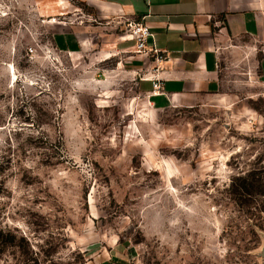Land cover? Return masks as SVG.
Returning <instances> with one entry per match:
<instances>
[{
  "label": "rangeland",
  "instance_id": "rangeland-1",
  "mask_svg": "<svg viewBox=\"0 0 264 264\" xmlns=\"http://www.w3.org/2000/svg\"><path fill=\"white\" fill-rule=\"evenodd\" d=\"M109 26L0 0V264H262L261 47L223 44L218 92L161 103Z\"/></svg>",
  "mask_w": 264,
  "mask_h": 264
},
{
  "label": "crops",
  "instance_id": "crops-1",
  "mask_svg": "<svg viewBox=\"0 0 264 264\" xmlns=\"http://www.w3.org/2000/svg\"><path fill=\"white\" fill-rule=\"evenodd\" d=\"M95 19L110 26L118 22H141L154 47L165 58L159 64L150 53L134 52L131 41L111 33L110 51L119 53L140 79L139 87L150 97L148 78L161 80V103H178L198 95L219 91V62L225 43L241 45L243 40L259 45L264 54V0H76ZM114 37V38H113ZM255 48V47H253ZM158 70L153 71L155 68ZM264 75V63L260 64ZM109 264V263H105Z\"/></svg>",
  "mask_w": 264,
  "mask_h": 264
},
{
  "label": "built area",
  "instance_id": "built-area-1",
  "mask_svg": "<svg viewBox=\"0 0 264 264\" xmlns=\"http://www.w3.org/2000/svg\"><path fill=\"white\" fill-rule=\"evenodd\" d=\"M118 24L124 30V34L120 36V39L133 42L135 53L140 54L150 52L155 56L157 64L165 59L154 47L147 50V41L151 37V33L146 25L141 22L131 21L118 22ZM157 70L158 68L156 67L153 71L156 72ZM147 81L151 83V91L149 92L150 96H158L161 91V80L156 76H152L148 78Z\"/></svg>",
  "mask_w": 264,
  "mask_h": 264
},
{
  "label": "water",
  "instance_id": "water-1",
  "mask_svg": "<svg viewBox=\"0 0 264 264\" xmlns=\"http://www.w3.org/2000/svg\"><path fill=\"white\" fill-rule=\"evenodd\" d=\"M258 257L261 259V263L264 264V245L261 247Z\"/></svg>",
  "mask_w": 264,
  "mask_h": 264
}]
</instances>
